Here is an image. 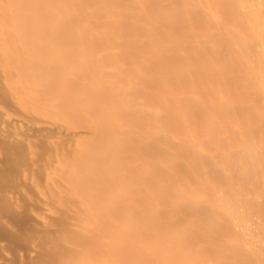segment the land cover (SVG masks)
Returning a JSON list of instances; mask_svg holds the SVG:
<instances>
[{"label": "bare ground", "instance_id": "obj_1", "mask_svg": "<svg viewBox=\"0 0 264 264\" xmlns=\"http://www.w3.org/2000/svg\"><path fill=\"white\" fill-rule=\"evenodd\" d=\"M140 1L123 31L127 9L117 0L103 13L87 0H0V264H224L235 263L236 244L243 264H264L249 249L255 233L264 246L255 205L264 131L252 125L253 95L264 116L263 11L247 9L246 22L233 7L228 20L210 18L209 29L229 37L212 45L215 56L243 44L240 61L205 56L193 37L200 59L177 63L192 31H168L141 54L157 20L142 17ZM188 7L184 0L182 16ZM153 54L164 61L151 66ZM216 66L219 75L244 70L251 84L222 91L195 80ZM240 104L249 106L229 116ZM233 130L236 154L210 169L203 152L218 151L219 133ZM182 158L183 172L175 167ZM226 161L249 167L239 185L210 175L230 173ZM249 169L261 178L248 181ZM178 207L192 216L171 227ZM161 208L167 217L154 219Z\"/></svg>", "mask_w": 264, "mask_h": 264}, {"label": "rangeland", "instance_id": "obj_2", "mask_svg": "<svg viewBox=\"0 0 264 264\" xmlns=\"http://www.w3.org/2000/svg\"><path fill=\"white\" fill-rule=\"evenodd\" d=\"M91 1V3H98L97 6V12L103 13L105 9L106 2L109 0H87ZM118 2L122 3L124 7L127 9L126 14L122 17L120 20L121 29L123 31L129 30L128 29V21L131 17V15L134 14L136 9L135 7V0H117ZM189 1V7L188 12L182 16V4L184 0H141L139 5L142 7L140 10L142 13V17L145 20H149L152 18V20H157L156 26L153 29L154 34L152 36H146L143 40V42L140 44V48L142 50L141 54H144L145 52H148L150 47L160 41L162 37L168 32L171 31L175 35H181L185 33L188 30H191V36H186L182 43L185 45L188 50L183 53L181 57H178L176 59L177 63H182L184 60H191L198 61L200 59V55L196 51L199 48H196L193 46V37H198L199 41L204 42L206 51L204 52L205 56H211L213 60L219 61L220 56H225L227 62H229L231 59H233L235 56H237L238 60L240 61L241 51H242V45H240L239 49L234 52L231 49V46H225L224 42V50L222 51L220 56H215V53L213 51L212 45L216 42L219 36L222 35L219 28H212L209 29V21L210 18L221 16L222 19L228 20L231 13H234L231 9V7L234 8L235 13L243 20L247 21L244 11H247V9H251L252 6H259L260 9L263 11L264 14V0H247L250 3L245 5L244 3L240 4L237 0H224V2L227 4L224 9H220L219 11H215V9L209 8L210 6H214V2L216 0H188ZM202 7V8H201ZM130 14V15H129ZM100 16H98L99 18ZM189 19V20H188ZM192 24V25H191ZM208 31V32H207ZM207 32V33H206ZM206 33V34H205ZM247 35V34H245ZM223 36V35H222ZM226 43H229V37L223 36ZM250 38V37H249ZM251 39V38H250ZM242 41V40H241ZM253 43V39H251ZM227 43V44H228ZM251 42H248L247 45L249 46ZM203 45V43L201 44ZM203 45V46H204ZM182 46V45H181ZM136 53V52H134ZM135 55V54H134ZM136 56V55H135ZM215 56V57H214ZM164 56L162 54H153L152 61L150 62V65L153 66V63L163 62ZM167 58V57H166ZM166 60V59H165ZM244 70H236V72L233 74L224 73L219 75L218 67H214L211 71L210 69H206L204 73L194 76L195 80L199 83H204L206 81L214 80L218 84V89L224 91L225 87L228 85H235L237 84V89L239 91L243 89H247L246 85L251 84L248 80L245 79ZM75 83V82H73ZM236 87V85H235ZM108 92H103L102 94H105ZM152 101V98L150 99ZM261 102L263 103V100L261 101V96L253 95V119H252V125L254 128V131L256 134L259 133L261 129L264 131V116H261L260 112V105ZM219 103V102H218ZM264 105V104H263ZM209 106V105H206ZM244 106V107H243ZM247 106L249 105H238L235 108H230L227 113L229 116L234 115L235 113H240L239 111H242L243 109H247ZM222 110V108L220 109ZM201 124V121H200ZM220 138L222 139L220 144V149L213 154H211L209 151H204L202 154L203 161L210 162L211 166L210 169H212V162L213 161H222V159L225 157V155L229 157H232L236 154L237 148L235 144L228 143L229 141H232L234 138L240 137V132L238 130L233 131H223L219 133ZM258 138V137H257ZM150 145V146H149ZM155 144L153 142H150L147 147H150L153 150V147ZM156 149L158 150L157 146ZM187 150H191L190 148H187ZM201 155L197 156V159H199ZM201 160V159H200ZM224 166H228L230 168V173L225 172L223 170L212 171L210 175H212L215 180L219 181V184L222 186H227L228 182H232L234 185H239V181L242 178V174L244 169L249 167H240L235 163L228 164V161L224 163ZM178 171H184L185 168V162L184 158L180 159L176 166ZM250 173L247 174L245 172L244 176L247 178L248 175V181L254 182L256 180H259L261 177L258 178H252L255 177V174L257 172L253 171V169H249ZM252 171V172H251ZM254 174V175H252ZM100 177V175H99ZM228 181V182H227ZM243 184V181H242ZM244 185V184H243ZM258 191L259 189L255 187ZM262 194L261 199L259 203H256V207L260 208V216L257 215V224H261L264 222V189L262 188ZM170 212V209L161 208L157 212H155L153 218L164 220L168 213ZM179 214V215H178ZM174 219L171 221V227H175L178 225H181L183 221L187 220L188 218H191L192 215H190L189 208L181 207L177 208L174 211ZM198 224V223H197ZM196 231V230H195ZM193 233L194 239H197L200 237V231H196ZM260 234L255 233V240L249 243V249L253 251L252 253L257 257L263 260L264 262V246L262 244V238L259 236ZM247 242V240H240L239 243ZM124 247V246H123ZM232 251L235 253V258L233 257L235 263H230L229 259H226L224 264H243L245 262V258L243 256L242 250L240 249L239 245H235L232 247ZM134 260V259H132ZM256 262V260H255ZM257 263V262H256ZM122 264H128V262H122Z\"/></svg>", "mask_w": 264, "mask_h": 264}]
</instances>
